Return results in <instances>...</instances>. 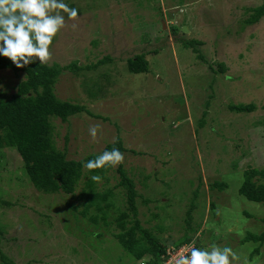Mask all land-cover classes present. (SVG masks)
Wrapping results in <instances>:
<instances>
[{
  "label": "rangeland",
  "instance_id": "374dc122",
  "mask_svg": "<svg viewBox=\"0 0 264 264\" xmlns=\"http://www.w3.org/2000/svg\"><path fill=\"white\" fill-rule=\"evenodd\" d=\"M262 1L65 0L80 15L66 17L48 63L77 59L90 65L105 55L111 61L59 76V98L102 118L86 112L66 122L54 118L55 144L68 159L81 160L121 137L127 149L122 163L141 195L139 219L169 248L184 235L194 202L204 248L227 245L244 264H264V245L251 257L258 244L242 243L247 232L264 231V204L239 193L246 169L264 170V20L241 24L245 8ZM172 26L179 29L177 37L202 42L198 49L204 60L176 41ZM142 52L149 72L132 74L124 61ZM218 63L225 65L224 73L210 68L217 70ZM22 78L0 70V97L15 93ZM250 103L256 105L250 113L228 108ZM204 111L207 122L200 127ZM90 125L100 126L96 140L88 134ZM117 167L109 168L108 181L101 179L99 186L113 188L115 204L123 208ZM215 181L228 188L212 189ZM68 198L36 190L18 151L0 150V264L3 256L14 264H142L114 238L115 225L96 229L66 205ZM111 212L110 219L116 216ZM94 231L103 235L98 238Z\"/></svg>",
  "mask_w": 264,
  "mask_h": 264
},
{
  "label": "trees",
  "instance_id": "16d2710c",
  "mask_svg": "<svg viewBox=\"0 0 264 264\" xmlns=\"http://www.w3.org/2000/svg\"><path fill=\"white\" fill-rule=\"evenodd\" d=\"M68 5L74 7L73 3ZM245 16L246 18L241 22L242 26L253 25L264 20V0L259 5L246 7ZM171 32L176 36L175 39L178 43L186 48H192L200 59H205L198 49L202 44L201 41L185 39L182 35L177 37L179 29L176 26H172ZM93 44L96 42L93 41ZM146 55L145 52H142L126 57L124 62L127 64V70L132 74L148 73L150 63ZM109 61H111L109 55H105L103 59L90 65H83L77 59L66 65H61L58 62L40 65L37 60L36 63L24 68H17L8 58L0 57V70L9 69L16 76L23 77L18 83L15 93L9 98L0 97V150L18 151L30 182L39 192L69 195L66 205L90 221L96 229L109 230L111 225H115L117 231L113 232L114 238L134 261L140 262L147 257L149 259L147 264H159L167 256L168 244L159 235L154 234L152 229L142 225L138 207V198L141 195L135 180L128 175L123 163L119 164L116 169L120 176L118 187L122 188L120 193L124 198V207L121 208L115 204L116 193L113 188L106 187V184L99 186V182L90 179L92 175H100L107 182L106 173L110 167L87 169L88 179L84 182L82 190L78 191L84 178L83 163L94 159L98 154H90L81 160L68 159L66 151L58 149L54 140V118H60L66 122L69 117L82 112L102 118L83 104L59 98L55 92L59 76L67 70L79 73L83 69L97 68ZM217 66V70L213 65L210 68L213 72H225L226 67L223 63H218ZM228 108L230 111L250 113L256 109V105L253 103L229 104ZM205 116H207V111L203 113L200 127L206 125ZM113 147L118 148L123 155L127 151L121 137H117L113 143L107 144L105 150H111ZM211 188L223 191L228 188V184L223 181H215ZM239 193L250 201L264 204V170L253 167L246 169ZM74 200H77V203ZM144 202L149 201L145 199ZM196 206L197 204L194 202L191 203L185 218V233L175 246L194 241L195 247H204L197 237L200 226L194 223L193 211ZM212 206L215 205L212 204ZM111 211L116 213L112 219H110ZM248 216L252 217L250 214ZM158 230V232H162L163 228ZM1 233L0 228V236ZM92 234H97L100 238L103 232L94 231ZM167 239L169 238L167 237ZM248 241L258 244L251 253V257H253L260 252V247L264 245V231L260 233L247 232L242 243ZM3 261L5 264H14L12 260L8 261L5 256H3Z\"/></svg>",
  "mask_w": 264,
  "mask_h": 264
},
{
  "label": "clouds",
  "instance_id": "9594fccd",
  "mask_svg": "<svg viewBox=\"0 0 264 264\" xmlns=\"http://www.w3.org/2000/svg\"><path fill=\"white\" fill-rule=\"evenodd\" d=\"M79 15V10L70 7L65 0H0V57L8 58L17 68H24L37 60L40 65H47L52 57L51 46L55 38L67 26L66 17L68 20H76ZM99 127L90 125L88 128V134L93 140L100 134ZM123 160V153L113 147L87 160L83 167L88 170L116 167ZM90 179L100 182L102 178L100 175H92ZM174 264L244 262L232 247L211 245L210 248L190 247L188 254H179L175 258Z\"/></svg>",
  "mask_w": 264,
  "mask_h": 264
},
{
  "label": "built area",
  "instance_id": "2783aa9c",
  "mask_svg": "<svg viewBox=\"0 0 264 264\" xmlns=\"http://www.w3.org/2000/svg\"><path fill=\"white\" fill-rule=\"evenodd\" d=\"M195 246V242H191L188 244H183L181 246H172L167 249V256L164 260H162L159 264H174L175 258L179 254H188L189 248ZM147 264V263H143Z\"/></svg>",
  "mask_w": 264,
  "mask_h": 264
},
{
  "label": "water",
  "instance_id": "95a60500",
  "mask_svg": "<svg viewBox=\"0 0 264 264\" xmlns=\"http://www.w3.org/2000/svg\"><path fill=\"white\" fill-rule=\"evenodd\" d=\"M187 30V27H184V31H186Z\"/></svg>",
  "mask_w": 264,
  "mask_h": 264
}]
</instances>
